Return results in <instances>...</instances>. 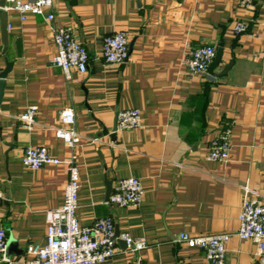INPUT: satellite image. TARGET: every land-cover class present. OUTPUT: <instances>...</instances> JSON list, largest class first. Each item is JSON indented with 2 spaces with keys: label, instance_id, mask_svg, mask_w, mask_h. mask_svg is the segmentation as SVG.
<instances>
[{
  "label": "crops",
  "instance_id": "0c3cea01",
  "mask_svg": "<svg viewBox=\"0 0 264 264\" xmlns=\"http://www.w3.org/2000/svg\"><path fill=\"white\" fill-rule=\"evenodd\" d=\"M242 1L55 0L46 12L52 22L0 12L1 73L13 63L0 96V227L13 244L0 264H26L29 246L46 242L48 212L64 202L66 167L23 165L37 146L60 159L76 154L82 226L110 217L120 235L146 240L140 253L118 242L102 264H207L181 237L213 234L232 236L227 264H259L255 242L236 232L242 187L264 202V0ZM237 23L245 34L234 33ZM60 26L73 28L90 57L88 72L73 70L70 80L53 64ZM119 32L129 55L110 65L104 39ZM203 46L222 49V60L212 74L191 73L185 63ZM30 107L38 108L31 130L20 120ZM130 109L141 111L140 127L113 137L118 113ZM65 112L81 137L74 150L56 136ZM227 127L229 162H208L211 142ZM131 177L142 183V204L111 203L117 180Z\"/></svg>",
  "mask_w": 264,
  "mask_h": 264
},
{
  "label": "built area",
  "instance_id": "2783aa9c",
  "mask_svg": "<svg viewBox=\"0 0 264 264\" xmlns=\"http://www.w3.org/2000/svg\"><path fill=\"white\" fill-rule=\"evenodd\" d=\"M55 0H6L0 12L16 11L22 22L29 15L46 16L47 21L55 20L53 9ZM1 2V0H0ZM243 5H252L251 0H243ZM247 26L237 23L234 28L236 35L245 34ZM56 55L53 64L63 70L67 80L72 78V71L86 74L89 67V53L85 46L74 37L73 28L60 26L54 29ZM128 39L125 32L105 37L103 57L110 65H121L127 58ZM216 56V48L203 46L190 54L185 65L189 72L206 74ZM1 73V68H0ZM38 108L30 107L20 116V120L28 129L35 125ZM63 127L56 129V136L74 150L81 137L74 129L75 117L71 112L62 115ZM141 125V111L136 109L123 110L118 113V130H133ZM232 131L225 128L217 139L211 142L206 160L208 162H229L232 150ZM23 165L31 170H39L44 166L66 167L69 181L65 190L63 204L50 210L47 215L45 244L29 246L26 264H102L116 254L118 241L123 240L132 253H140L147 248L144 238H132L129 234L117 236L112 218H100L92 226H82L77 217L79 190L81 187L80 167L76 154L66 159L53 156L45 146L29 147L23 156ZM244 200L239 215V229L236 236L241 240H252L257 245L259 264H264V202L259 194L249 185L242 187ZM144 188L138 178L118 179L110 202L121 207H139L144 199ZM4 191L0 190V204L5 200ZM230 234L183 235V241L189 249L203 252L207 264H227L228 243ZM7 232L0 227V263L5 261L7 252Z\"/></svg>",
  "mask_w": 264,
  "mask_h": 264
},
{
  "label": "water",
  "instance_id": "95a60500",
  "mask_svg": "<svg viewBox=\"0 0 264 264\" xmlns=\"http://www.w3.org/2000/svg\"><path fill=\"white\" fill-rule=\"evenodd\" d=\"M0 5L4 8L5 5H6V0H1ZM2 13L5 16L6 12L5 11H2ZM6 29H7V24L4 26V39H6V32H5ZM222 54H223L222 49L218 50L217 55L215 57V60L211 63V65L209 67V70H208L209 74H212L213 73V70L220 64V62L222 60ZM128 55H129V51L127 53V58H128ZM12 67H13V63L7 62V65H6L5 70L2 73H0V80H1V82H0V96L3 93V87H4V83H5L4 81L6 80L8 74L11 72ZM117 130H118V127L116 125L115 128H114L113 137H114V135H116ZM110 192H111V190L109 191V193ZM117 236H120V234L118 233V231H117ZM121 241H123V240H120L119 239L118 242H121ZM11 244H13L12 241H10L9 243L7 242V252H6V254L10 253V251H11V248H12ZM16 253H20V252H16Z\"/></svg>",
  "mask_w": 264,
  "mask_h": 264
}]
</instances>
